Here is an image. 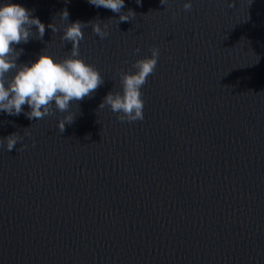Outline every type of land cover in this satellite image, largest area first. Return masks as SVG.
Wrapping results in <instances>:
<instances>
[{"label":"water","instance_id":"95a60500","mask_svg":"<svg viewBox=\"0 0 264 264\" xmlns=\"http://www.w3.org/2000/svg\"><path fill=\"white\" fill-rule=\"evenodd\" d=\"M15 2L46 25L16 45L18 64L71 49L47 27L65 8L69 22L113 19L103 40L84 28L81 55L104 83L63 133L62 113L0 111V137L28 133L26 148L0 147V264H264V0H192L187 13L184 0H125L129 22L89 0ZM150 46L144 119L98 109Z\"/></svg>","mask_w":264,"mask_h":264},{"label":"clouds","instance_id":"9594fccd","mask_svg":"<svg viewBox=\"0 0 264 264\" xmlns=\"http://www.w3.org/2000/svg\"><path fill=\"white\" fill-rule=\"evenodd\" d=\"M95 7H103L118 14L119 22H129L136 18V12L125 7V0H89ZM138 5L141 0H136ZM164 10H171L170 0H160ZM184 12L192 9V0H184ZM33 10L26 8L15 0H4L0 3V111L18 116L24 112V105L30 109L25 115L30 119L41 120L55 116L56 112L63 115L58 119V130L63 133L65 126L72 124L79 112V103L90 98L104 83L99 69L85 61L80 52V44L84 40V28L91 26L92 32L101 40L109 35L107 21L94 20L69 22V12L65 8L58 14L60 28L53 22L47 25L53 33L60 32L61 43H70L71 49L63 57H54L47 46L41 50L36 60L28 63H17L23 48L16 45L26 44L30 39L43 41L46 25L32 14ZM178 13L172 11L175 18ZM35 28V31H34ZM150 55L136 59L131 69L118 73L120 89L109 91L99 104L98 109L108 106L116 119L121 122H136L144 119L142 88L148 77L153 75L158 64L160 49L150 46ZM139 53L140 49H134ZM75 105V110H73ZM24 128V135H28ZM24 135L13 132L6 137H0V147L11 152L20 143L21 149Z\"/></svg>","mask_w":264,"mask_h":264}]
</instances>
